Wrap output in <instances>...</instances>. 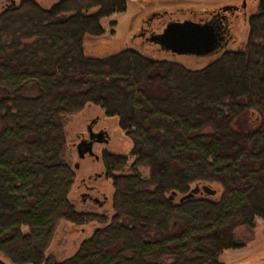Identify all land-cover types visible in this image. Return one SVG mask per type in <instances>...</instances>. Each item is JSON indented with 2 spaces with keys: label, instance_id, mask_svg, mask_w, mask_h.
<instances>
[{
  "label": "trees",
  "instance_id": "16d2710c",
  "mask_svg": "<svg viewBox=\"0 0 264 264\" xmlns=\"http://www.w3.org/2000/svg\"><path fill=\"white\" fill-rule=\"evenodd\" d=\"M4 1L0 257L11 264H223L224 251L244 246L236 230L264 224V0L247 19L242 49L201 69L130 48L86 56L85 39L102 36L100 21L124 13L127 0H57L47 9ZM90 106L116 119L131 144L129 173L112 174L127 157L103 158L110 218L77 212L68 199L76 176L65 161L63 122ZM203 185L215 195L199 191L179 202ZM62 221L104 225L52 263L45 251Z\"/></svg>",
  "mask_w": 264,
  "mask_h": 264
},
{
  "label": "rangeland",
  "instance_id": "374dc122",
  "mask_svg": "<svg viewBox=\"0 0 264 264\" xmlns=\"http://www.w3.org/2000/svg\"><path fill=\"white\" fill-rule=\"evenodd\" d=\"M42 8L47 9L57 0H34ZM259 0H127L126 11L120 14H113L100 21L103 29V35L100 37H87L84 41V53L88 57L101 58L115 54L123 49L130 48L139 54L153 59L172 61L184 66L187 69H201L213 59L196 56H171L170 53L160 50L156 44L143 42L139 38L138 31L142 20H145L153 13L166 14L176 21L191 20L198 18V14L210 12L224 5L241 6L245 2V9L239 12L233 19L232 38L223 51L241 50L247 38V19L250 15L256 13ZM7 5V1L0 0V11ZM94 12V11H91ZM195 13L196 16H195ZM170 14V15H169ZM110 22H115L111 27ZM151 30L160 31V21L150 22ZM160 27V28H159ZM215 59V58H214ZM99 117L103 121V126L109 130L110 144L106 148L109 152L116 155H124L128 158L126 167L118 173H129V166L133 159L129 156L131 144L124 133L117 127V121L114 118H106L98 107H86L80 113L68 117L63 123L65 125V161L74 170L76 180L69 193L68 199L77 212L92 213L99 216L110 218L112 215L111 181L105 178H96L100 173L101 162H95L90 158L79 161L74 146L78 142L77 135L83 133L85 126L90 119ZM102 148L98 147L97 153ZM78 164V169L74 165ZM141 176L147 175L146 168H137ZM84 180V183L80 181ZM94 187L87 190L86 187ZM89 193L92 197L102 200V196L108 198L107 204L98 207L91 202H82L81 195ZM105 194V195H104ZM103 224L91 222L86 225H73L71 223L60 222L53 233L52 239L45 251V258L50 262H61L71 257L79 245L88 239L96 229L101 228ZM235 239L244 246L234 250L224 251L219 260L223 264H264V224L260 219L255 220V226L251 230L240 228L235 232ZM3 259V257H0ZM6 260V259H5ZM7 264H11L8 260Z\"/></svg>",
  "mask_w": 264,
  "mask_h": 264
},
{
  "label": "flooded vegetation",
  "instance_id": "af4514ba",
  "mask_svg": "<svg viewBox=\"0 0 264 264\" xmlns=\"http://www.w3.org/2000/svg\"><path fill=\"white\" fill-rule=\"evenodd\" d=\"M244 9H245V7L243 8L242 5L239 7L236 5H224V6L218 7V8H216L210 12L198 14L197 15V16H199L198 18H195V19L191 18L192 21H196V22H205V21H209L212 18H214L218 23L220 31L222 32L223 42H222V46L220 47V49H218L212 55H210L208 57H204V58L214 59L215 57H217L218 55H220L224 52L223 51L224 48L226 47V45L229 43L230 39L232 38V32H233V27H234L233 19H235L237 17V15L239 14V12H242ZM196 14L197 13H195V16H196ZM155 20L160 21V24L162 26L160 31H158V32H155L154 30H151L149 28L150 22H153ZM172 20H176V19H173L170 16H168L166 18V14L164 15V13L163 14H160V13L150 14V16L148 18H146L145 20H142V23H141L139 31H138L139 38H141L143 40V42H149L148 39H149L150 35L161 33L165 24L169 21H172ZM159 49L162 50L160 47H159ZM171 56H173V55H171ZM77 138H78V142L74 146L77 158H78V154H77V150H76V145H78L82 141H86L87 143L91 144V151H92V155H88L86 153V154H84V157H82V159L78 158V160L82 161L85 158H90L95 162H101V168H100L101 171L99 174H96L95 177L96 178H105V179L110 180L112 182L111 177H108V175H107L108 168L103 163L104 156H106V155L107 156L114 155V156H121V157H126V156H124L122 154L116 155L114 152H112V151L109 152L106 149L110 144V137H109V130L103 126V121L98 116L93 118V119H90L85 126L84 132L78 134ZM98 147H105V148H102L101 151L99 153H97L96 149ZM74 169H76V170L78 169V164L74 165ZM117 172L118 171L112 172V174L117 175ZM81 182L84 183V180L80 181V183ZM85 187H86V185H85ZM86 189L91 190V189H94V187H86ZM81 199H82V202H86V201L91 202L92 204H95L99 208L102 207L103 205L107 204V202H108V198H106L105 196H102V200L100 201L97 198L92 197L89 193L82 194Z\"/></svg>",
  "mask_w": 264,
  "mask_h": 264
},
{
  "label": "water",
  "instance_id": "95a60500",
  "mask_svg": "<svg viewBox=\"0 0 264 264\" xmlns=\"http://www.w3.org/2000/svg\"><path fill=\"white\" fill-rule=\"evenodd\" d=\"M14 1L11 0V5ZM242 7H245L243 2ZM149 42L158 45L163 51L173 56H196L208 57L222 46V32L217 21L212 18L205 22L192 20H172L165 24L161 33L152 34ZM78 158L82 159L84 154L92 155L91 144L86 141L76 145ZM199 191L207 196H214L215 190L207 185L194 186L187 194L179 198V202L192 198ZM174 196V193L171 194ZM170 196L171 200L173 197ZM6 260L0 258V264H7Z\"/></svg>",
  "mask_w": 264,
  "mask_h": 264
}]
</instances>
